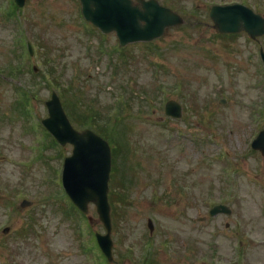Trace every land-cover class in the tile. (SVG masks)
Segmentation results:
<instances>
[{"label": "rangeland", "instance_id": "obj_1", "mask_svg": "<svg viewBox=\"0 0 264 264\" xmlns=\"http://www.w3.org/2000/svg\"><path fill=\"white\" fill-rule=\"evenodd\" d=\"M246 2L264 16V0ZM75 3L27 0L24 10L0 16V264H108L95 247L94 233L105 231L95 207L83 216L61 200L62 160L71 147L53 145L40 127L30 130L18 107L11 110L15 90L19 102L35 79L33 65L40 68L29 92L33 125L47 116L45 101L57 89L43 74L54 68L64 85H82V110L97 114L100 128L128 130L131 151L117 157L125 191L115 189L117 175L111 184L129 200L116 201L112 264H142L150 253L155 264H264V156L249 144L264 126V117L254 119L257 107L264 109L257 63L264 37L255 43L244 33L214 36L186 15L154 43L118 51L114 35L85 29ZM211 50L218 59L209 60ZM10 63L20 69L15 78L2 71ZM169 99L182 104L181 119L166 118ZM24 199L34 204L22 208ZM218 203L232 214L209 217ZM4 227L11 228L7 235Z\"/></svg>", "mask_w": 264, "mask_h": 264}, {"label": "water", "instance_id": "obj_2", "mask_svg": "<svg viewBox=\"0 0 264 264\" xmlns=\"http://www.w3.org/2000/svg\"><path fill=\"white\" fill-rule=\"evenodd\" d=\"M17 1L20 4L24 3V0ZM81 2L86 18L106 33L116 30L123 45L159 37L167 26L174 24L169 12L156 4H144L145 10L141 12L137 8L133 10L124 0H81ZM240 8L242 10H237ZM212 16L221 31L234 32L245 29L251 34L258 35L264 32V20L240 6L215 8ZM142 21L146 24L143 25ZM173 104L177 107L174 108ZM47 106L50 117L43 123L61 144L70 142L75 147L74 155L65 163V188L74 203L85 213L90 202L96 205L100 219L107 229L105 236L97 234L98 242L111 260V217L107 198L111 169L109 146L102 138L90 131L80 133L74 130L56 93L47 102ZM167 113L178 117L181 115V107L177 103H169ZM254 147L264 150V132L254 143ZM27 204L29 203L24 202L23 205ZM219 211L230 212L225 207H216L212 213Z\"/></svg>", "mask_w": 264, "mask_h": 264}, {"label": "trees", "instance_id": "obj_3", "mask_svg": "<svg viewBox=\"0 0 264 264\" xmlns=\"http://www.w3.org/2000/svg\"><path fill=\"white\" fill-rule=\"evenodd\" d=\"M65 92L66 91H62V98L64 100L65 107L67 108L68 105H67V101L65 100ZM79 96H82V93L80 91H79ZM75 120L80 125H82V124H84L86 122L85 119H83L80 115H78V116L75 115Z\"/></svg>", "mask_w": 264, "mask_h": 264}, {"label": "flooded vegetation", "instance_id": "obj_4", "mask_svg": "<svg viewBox=\"0 0 264 264\" xmlns=\"http://www.w3.org/2000/svg\"><path fill=\"white\" fill-rule=\"evenodd\" d=\"M160 1V0H159ZM161 1H163V0H161ZM160 1V2H161ZM206 2H210V1H212V0H205ZM214 1V0H213ZM218 2H221V3H229L230 2V0H217ZM162 3V2H161ZM163 4H165V3H163ZM204 9L206 10L207 9V7H204Z\"/></svg>", "mask_w": 264, "mask_h": 264}]
</instances>
